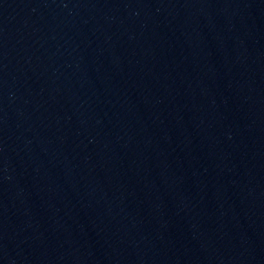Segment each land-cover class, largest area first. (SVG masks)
<instances>
[{
	"label": "water",
	"instance_id": "water-1",
	"mask_svg": "<svg viewBox=\"0 0 264 264\" xmlns=\"http://www.w3.org/2000/svg\"><path fill=\"white\" fill-rule=\"evenodd\" d=\"M0 264H264V0H0Z\"/></svg>",
	"mask_w": 264,
	"mask_h": 264
}]
</instances>
